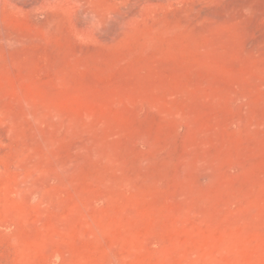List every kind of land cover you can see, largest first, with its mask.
I'll list each match as a JSON object with an SVG mask.
<instances>
[{
    "label": "rangeland",
    "instance_id": "rangeland-1",
    "mask_svg": "<svg viewBox=\"0 0 264 264\" xmlns=\"http://www.w3.org/2000/svg\"><path fill=\"white\" fill-rule=\"evenodd\" d=\"M0 264H264V0H0Z\"/></svg>",
    "mask_w": 264,
    "mask_h": 264
}]
</instances>
